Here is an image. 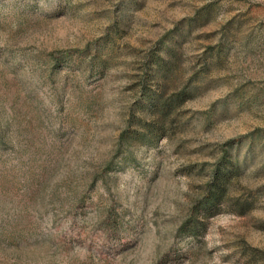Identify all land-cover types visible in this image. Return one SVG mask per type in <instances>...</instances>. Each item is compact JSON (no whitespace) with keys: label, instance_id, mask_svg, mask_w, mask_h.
<instances>
[{"label":"rangeland","instance_id":"374dc122","mask_svg":"<svg viewBox=\"0 0 264 264\" xmlns=\"http://www.w3.org/2000/svg\"><path fill=\"white\" fill-rule=\"evenodd\" d=\"M0 264H264V0H0Z\"/></svg>","mask_w":264,"mask_h":264},{"label":"trees","instance_id":"16d2710c","mask_svg":"<svg viewBox=\"0 0 264 264\" xmlns=\"http://www.w3.org/2000/svg\"><path fill=\"white\" fill-rule=\"evenodd\" d=\"M58 60V59H57ZM185 91L166 96L164 93L156 94L148 101L146 109L151 112L155 118L152 122L143 123L139 129L131 130L127 127L120 135V140L124 139L127 142L129 139L138 137L142 143L150 144L158 140L160 137L167 135V118L174 111L176 105L181 104L185 98H182ZM140 124V123H139ZM141 129V130H142ZM137 139V138H136ZM129 144V143H128ZM228 154L225 153L213 165L210 170L209 178L205 183L202 194L194 200L191 208V214L177 229V235L180 237H196L204 230L203 224L199 218L209 217L213 215L218 205L227 203L226 191L228 185L237 171L230 164ZM241 211V210H240ZM242 213V212H241Z\"/></svg>","mask_w":264,"mask_h":264}]
</instances>
